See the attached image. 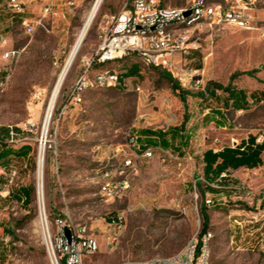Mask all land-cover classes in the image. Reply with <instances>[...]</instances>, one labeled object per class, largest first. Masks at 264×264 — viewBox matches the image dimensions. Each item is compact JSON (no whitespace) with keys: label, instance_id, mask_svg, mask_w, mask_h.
<instances>
[{"label":"rangeland","instance_id":"374dc122","mask_svg":"<svg viewBox=\"0 0 264 264\" xmlns=\"http://www.w3.org/2000/svg\"><path fill=\"white\" fill-rule=\"evenodd\" d=\"M74 6L55 7L42 26L31 36L25 34L20 16H14L0 3V35L5 49L21 50L18 59L9 64L11 77L0 91V130L13 129L14 138L0 139L12 148L23 143L31 146L26 159L13 158L0 166V190L32 188L28 205L14 198H0V264H51L38 226L36 195V158L43 137L45 146L43 169V203L49 221L58 216L84 223L101 230V247L87 264H116L124 259L167 257L178 253L195 234L203 219L200 208L212 199L215 207H206L210 242L209 264H264V248L257 245L264 216V169L257 173L244 170L239 185L218 189L202 177L201 157L205 150L239 143L264 132V0H256L251 31L225 25L219 29L203 27L183 35L186 44L197 49L175 56L180 75L174 77L188 92L185 126L188 143L181 153L165 149L173 159L161 162L158 154L142 159L138 172L130 177L129 188L108 198L101 191L104 182H119L129 140L140 130H167L183 120L185 108L169 83L159 76L160 69L142 64L134 53L122 60L92 66L98 70L124 72L133 64L139 74L123 78V85L114 88L90 89L82 103L60 115L71 86L91 58L100 42L101 29L106 27L129 0H104L99 7L85 41L64 80L52 110L46 133L42 129L46 109L60 67L71 48L86 13L94 0H70ZM226 4V0H210ZM230 1V0H228ZM191 0H161L165 7H184ZM43 6L22 17L37 18ZM201 80L198 88L194 80ZM214 83L257 93V101L233 111L226 106L223 127L203 123L200 93L202 86ZM140 87L142 92H136ZM224 101L226 94L218 90ZM143 115L142 118L140 116ZM18 130V131H16ZM177 144V143H176ZM15 172L13 182L8 176ZM109 174L105 177V174ZM258 177L257 179H255ZM230 179L235 180L234 177ZM255 179V180H254ZM6 185V186H4ZM244 186V187H243ZM212 189V190H211ZM215 190V191H213ZM125 223L114 248H107L104 238L107 224L116 213ZM236 220L240 225H238ZM253 232V233H252Z\"/></svg>","mask_w":264,"mask_h":264},{"label":"built area","instance_id":"2783aa9c","mask_svg":"<svg viewBox=\"0 0 264 264\" xmlns=\"http://www.w3.org/2000/svg\"><path fill=\"white\" fill-rule=\"evenodd\" d=\"M38 0H0L4 8L12 15L22 16L26 7ZM42 14L34 19L21 18V26L25 34L31 36L36 29L43 25L44 19L55 7L74 6L70 0H43ZM256 0H226V4L214 3L210 0H191L184 7H165L161 0H129L122 10L101 29L100 42L91 58L83 63V68L71 86L68 99L61 107L60 115L70 107L80 105L84 94L90 89L114 88L123 84L119 74L110 70H98L93 73L92 66L103 65L108 62L122 60L130 53L136 54L142 64L147 67L158 68L168 72L172 77L180 75L175 56L187 53L190 49H197L193 42L186 44L183 35L190 30L209 27L219 29L228 25L239 30L251 31L256 29L252 14ZM264 36V33H263ZM6 40L0 35V91L5 90L11 77L9 64L18 59L21 50L5 49ZM175 79V78H174ZM196 88L201 80L195 79ZM201 90H204L202 86ZM136 92L141 93L140 87ZM143 115L140 116L142 118ZM10 142L14 133L8 131ZM264 132L259 135L257 142L262 143ZM129 152L125 153L122 169L118 172L119 182H104L101 191L108 198L116 197L121 191L129 188L130 177L138 172V164L142 159H152L158 154L161 162L173 159V155L163 148H146L141 150L135 138H130ZM15 172L8 176V184L13 182ZM109 174H105L108 177ZM224 173L221 177H226ZM6 186V185H4ZM244 187V186H243ZM9 190H0V198H7ZM207 206L212 205V199H206ZM264 215V209L261 210ZM259 213L253 216L254 223L262 220L260 227L253 232L260 231L257 245L264 248V216L258 220ZM38 218L41 220L42 233L48 257L51 264H87V259L94 256L101 247V230H95L84 223L58 216L49 221L45 208L38 205ZM238 225L236 220H234ZM125 223L122 213H116L107 224L109 234L104 241L107 248H114L118 236ZM65 230L69 231V240ZM252 232V233H253ZM212 234L207 231L195 234L185 246L176 254L149 259H124L116 264H209L210 242ZM6 239L0 237V244Z\"/></svg>","mask_w":264,"mask_h":264},{"label":"trees","instance_id":"16d2710c","mask_svg":"<svg viewBox=\"0 0 264 264\" xmlns=\"http://www.w3.org/2000/svg\"><path fill=\"white\" fill-rule=\"evenodd\" d=\"M215 3V2H214ZM104 65V64H103ZM159 76L166 80L171 90L177 93L180 101L185 108L183 115V120L180 125L173 126L167 130H150L143 129L140 130V134L133 135L131 138H135L137 145L144 150L146 148H165L171 151H177L181 153L184 146L188 143V134L186 132L185 126L188 123L190 116L186 113V98L188 92L185 91L176 79H174L168 72L160 70ZM139 74V69L137 64H133L128 67L124 72L120 73L119 76L121 80L123 78L134 77ZM119 84L117 87L122 86ZM218 90L223 91L227 96L224 101H221L217 95ZM264 97V92L260 93ZM201 98V105L203 107L201 110H207V114L201 115L203 123H216L223 127V114L220 112L222 107H227L233 111H242L247 109L249 106V99L251 102L257 101V93L253 92L249 95L243 89H239L236 86L228 85L221 86L209 82L207 86L204 87L202 93L199 94ZM8 129L1 128L0 134L2 133L5 137H8ZM18 131V130H16ZM177 143V144H176ZM32 148L29 144L23 143L18 148H12L4 140L0 139V166L8 165V163L13 159H26L30 156ZM264 152V140L262 143L256 142V136L250 135L247 141L242 140L237 146L230 147L224 146L219 151L214 152L212 149L205 150L202 154V177L206 184H209L217 180L220 175L227 169H238L240 167L255 168L261 163L260 155ZM32 188L21 187L17 191L11 192L10 198H14L25 205L31 202ZM216 204L210 205V207H215ZM206 207L202 206L200 208V214L203 219V223L200 230V235L207 232L208 230V215L206 213Z\"/></svg>","mask_w":264,"mask_h":264},{"label":"bare ground","instance_id":"6f19581e","mask_svg":"<svg viewBox=\"0 0 264 264\" xmlns=\"http://www.w3.org/2000/svg\"><path fill=\"white\" fill-rule=\"evenodd\" d=\"M104 0H94L86 13L84 20L82 22V25L80 29L78 30L76 37L74 39V42L69 49L67 55L64 58V61L60 67L59 73L57 75V79L55 82V85L53 87V90L51 92V96L48 102V106L46 109V114L44 118V124H43V129H42V136L45 135L46 129L49 123V119L52 113V110L55 105V101L57 99L58 93L64 83V80L78 54V51L85 41V38L87 36L88 30L90 29V26L92 24V21L101 6L102 2ZM37 158H36V178H37V186H36V195H37V202L38 205L40 206V210L42 211V203H43V169H44V156H45V146L43 144V137L41 139V143L38 147L37 150ZM38 226L40 228L41 234L42 233V225H41V220L38 218ZM44 240V237H43ZM45 244V241H44Z\"/></svg>","mask_w":264,"mask_h":264},{"label":"crops","instance_id":"0c3cea01","mask_svg":"<svg viewBox=\"0 0 264 264\" xmlns=\"http://www.w3.org/2000/svg\"><path fill=\"white\" fill-rule=\"evenodd\" d=\"M38 5L40 6V8H41V5L42 6H44V1L43 0H38V1H36V2H33V3H31V4H29L27 7H26V10H25V12L27 11V12H33L36 8H38ZM25 14V13H24ZM14 16H18V15H14ZM20 19L21 18H23L22 16H20L19 17ZM26 18V17H25ZM28 19H34V18H28ZM122 81H124V79H122ZM242 141V140H241ZM240 141V142H241ZM244 141H247V139L246 140H244ZM239 142V143H240ZM256 142H257V137H256ZM239 143H233V144H231V145H226V146H230V147H235V146H237ZM257 143H259V142H257ZM222 147H224V146H222ZM221 147V148H222ZM221 148H219V149H212L214 152H217V151H219ZM260 159H261V163L257 166V167H255V168H252V169H250V168H246V167H240V168H238V169H236V170H234V169H227L225 172H223L221 175H220V177L217 179V180H215V181H213V182H211V183H209V184H207V185H209V186H213L215 183H216V186L215 187H217L218 189H226V188H230V187H235L234 186V184H236V185H239L240 183H239V181H242L243 182V179H242V177L241 176H235V175H237V173H241L242 171H244V170H247V171H252V172H254V173H257L259 170H262V169H264V152H262V154L260 155ZM201 161H202V157H201ZM202 166H203V163H202ZM224 173H226L227 174V176L226 177H221ZM230 177H234L235 178V180H232V179H230ZM258 177H256L255 179H257ZM237 179L239 180V181H237ZM254 179V180H255ZM212 190V189H211ZM213 191H215V190H213Z\"/></svg>","mask_w":264,"mask_h":264},{"label":"water","instance_id":"95a60500","mask_svg":"<svg viewBox=\"0 0 264 264\" xmlns=\"http://www.w3.org/2000/svg\"><path fill=\"white\" fill-rule=\"evenodd\" d=\"M65 234H66L67 239L69 240V237H70L69 231L65 230Z\"/></svg>","mask_w":264,"mask_h":264}]
</instances>
